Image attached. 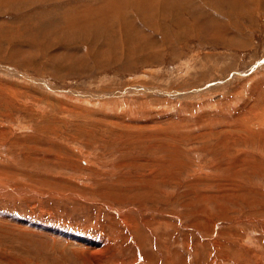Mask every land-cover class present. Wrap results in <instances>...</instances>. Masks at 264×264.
I'll use <instances>...</instances> for the list:
<instances>
[{"label": "rangeland", "instance_id": "1", "mask_svg": "<svg viewBox=\"0 0 264 264\" xmlns=\"http://www.w3.org/2000/svg\"><path fill=\"white\" fill-rule=\"evenodd\" d=\"M189 1L0 0V264H264V0Z\"/></svg>", "mask_w": 264, "mask_h": 264}, {"label": "bare ground", "instance_id": "2", "mask_svg": "<svg viewBox=\"0 0 264 264\" xmlns=\"http://www.w3.org/2000/svg\"><path fill=\"white\" fill-rule=\"evenodd\" d=\"M189 1V0H188ZM195 1V0H194ZM189 2H191V0L189 1ZM193 2V1H192ZM188 3V2H187ZM256 3V2H255ZM193 4V3H192ZM189 5V4H188ZM256 5V4H255ZM192 6V5H191ZM190 7V6H189ZM255 7V6H254ZM192 8V7H191ZM192 9H194V8H192ZM249 12V11H248ZM195 13V12H194ZM224 28V27H223ZM144 30V29H143ZM221 32H223V31H221ZM221 32H219V33H221ZM140 35H142V34H140ZM149 36H150V34H149ZM150 38V37H149ZM226 38V37H225ZM144 40V39H143ZM134 43V42H133ZM133 88V87H132ZM18 94V92H9L8 93V96H10V97H12L13 98V100L15 99L17 102H19L18 101V99H20L19 97H15L16 95ZM5 97V96H4ZM6 98V97H5ZM259 98V97H258ZM9 99V98H8ZM230 99V98H229ZM14 100V101H15ZM13 102V101H12ZM11 102V103H12ZM234 103H235V100L234 99H232V100H227L226 101V105L228 106V107H230V108H232V111L234 112V111H237L238 113H236V115L234 116V115H231V114H229V111H227V112H224L223 114H225V115H223L224 117H221V116H219V117H221L220 119H218L217 121H222V120H224V121H226V122H228V125L229 126H231V127H233V128H239L240 126H241V122H243V123H247V122H250L252 125H253V127L255 126L256 128H253V127H249V128H246L247 129V132H248V134L249 135H253V133L255 132V131H257V130H260L261 132H262V122L264 121V114H262V113H259V112H257V111H255V112H250V110L253 108L252 107V105L254 106V104H252L251 105V107H250V103H249V106H247V104H243V105H235V106H233L234 105ZM256 105H258V104H256ZM237 106H239V108L237 109V110H235V109H233V108H235V107H237ZM262 107V106H261ZM263 107H264V105H263ZM198 108V107H197ZM229 108V109H230ZM130 109V108H129ZM259 109V108H258ZM215 110V109H214ZM260 110V109H259ZM130 113L129 114H131V111H129ZM222 112V111H221ZM127 113H128V111H127ZM235 113V112H234ZM233 113V114H234ZM220 114V113H219ZM207 115H202L201 116V118H199V119H196L195 120V124H197V123H202V122H209L210 120L209 119H207V118H205ZM218 117V116H217ZM134 118V117H133ZM229 118V119H228ZM239 119H243V120H239ZM140 121V120H139ZM142 121V120H141ZM179 121V120H178ZM190 121V120H189ZM176 122V121H175ZM180 122H182V124L184 123H186L187 121H180ZM128 123H130V121L128 122ZM242 123V124H243ZM182 124H179L180 125V127H181V125ZM183 124V125H184ZM210 124V123H209ZM129 127H134L131 123L128 125ZM145 126H148V122H146V125H144V126H141V127H136V128H138V130L140 129H145ZM211 126V125H210ZM239 126V127H238ZM246 126H249V125H247L246 124ZM246 126H242L243 128H245ZM171 128L173 127V126H170ZM183 128H184V126H182ZM242 127H240V128H242ZM176 128H177V126H176ZM188 129L189 128H191L190 126L189 127H187ZM133 129V128H132ZM245 130V129H244ZM264 130V129H263ZM187 131V130H186ZM191 131V130H190ZM243 131V130H242ZM246 131V130H245ZM259 131V133L258 134H260L261 132ZM264 132V131H263ZM188 134V133H187ZM263 134L264 133H262V135L260 134V135H257L258 137H262L263 139H264V136H263ZM1 190V189H0ZM2 191H4V190H2ZM19 194V193H18ZM9 195V194H8ZM4 197V196H3ZM122 211V210H121ZM120 212V211H119ZM124 217V216H123ZM102 247H104V246H102ZM106 247V246H105ZM97 256H100L99 255V252H93L92 254H91V256H90V258L91 259H94L95 261H97Z\"/></svg>", "mask_w": 264, "mask_h": 264}]
</instances>
